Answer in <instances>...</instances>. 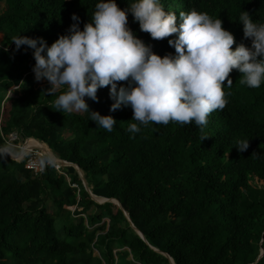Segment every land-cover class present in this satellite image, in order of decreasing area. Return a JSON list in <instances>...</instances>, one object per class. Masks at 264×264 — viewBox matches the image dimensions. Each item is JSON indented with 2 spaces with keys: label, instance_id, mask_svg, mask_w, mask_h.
<instances>
[{
  "label": "trees",
  "instance_id": "1",
  "mask_svg": "<svg viewBox=\"0 0 264 264\" xmlns=\"http://www.w3.org/2000/svg\"><path fill=\"white\" fill-rule=\"evenodd\" d=\"M3 1L0 85L22 92L0 106V145L11 144L12 135L28 140L26 145H47L80 167L98 200H117L122 208L97 203L74 167L61 175L49 165L35 176L26 161L0 158V264H171L167 256L175 264H264V188L251 184L264 182V84L243 86L233 70L232 86L224 84L230 93L225 108L212 112L202 131L170 122L141 127L136 134L127 130L132 109L111 112L110 86L104 87L97 91L98 102L86 103L91 112L117 121L107 132L87 112H58L55 100L66 89L49 95L46 80L35 85L33 50L21 46L16 52L12 43L22 35L51 46L75 23L73 14L83 30L99 0ZM132 2L116 0L121 10ZM161 4L175 13L177 26L180 13L193 9L220 18L235 37L233 50L241 43L251 46L238 21L242 11L264 23V0ZM128 26L155 54H175L168 44L175 37L153 40L131 14ZM239 140H249L247 151L235 149Z\"/></svg>",
  "mask_w": 264,
  "mask_h": 264
},
{
  "label": "clouds",
  "instance_id": "2",
  "mask_svg": "<svg viewBox=\"0 0 264 264\" xmlns=\"http://www.w3.org/2000/svg\"><path fill=\"white\" fill-rule=\"evenodd\" d=\"M129 14L153 40L175 37L168 39L175 54H155L129 28ZM71 19L75 23L67 34L51 46L43 38L22 35L12 43L16 51L21 46L33 50L35 80L49 83V95L66 89L55 100L58 112H87L97 128L107 132L117 121L91 112L85 100L98 102L97 91L104 87L110 86L111 112L122 106L132 109L127 130L136 134L141 127L170 122L194 124L202 131L209 115L225 108L230 93L224 91V84L232 86L233 70L241 74L243 86L256 89L264 84V23L253 21L247 12L242 11L238 21L251 46L241 43L235 50V37L220 18L193 9L180 13L177 26V16L166 12L161 0H133L123 10L116 0H99L83 30L76 14ZM118 82L127 86L118 87ZM248 147L249 140H239L235 149L243 153ZM20 154L11 144L0 145V158Z\"/></svg>",
  "mask_w": 264,
  "mask_h": 264
},
{
  "label": "rangeland",
  "instance_id": "3",
  "mask_svg": "<svg viewBox=\"0 0 264 264\" xmlns=\"http://www.w3.org/2000/svg\"><path fill=\"white\" fill-rule=\"evenodd\" d=\"M1 6L3 7V10H6L7 6H6L5 1L2 0ZM2 40H3V35L0 34V45L2 43ZM13 50L16 51L15 49H13ZM33 83H35V85H37V84L45 83V80L37 82L35 80V77H34ZM60 89H58V90H60ZM58 90H56V91H58ZM21 92H22L21 89L17 90L16 88H13L11 90H6V88L3 85H0V106H2L4 108L8 98L14 97L16 93L20 94ZM87 99L88 98L86 97L85 100H87ZM79 113H83V112H79ZM9 141H11V145L13 147L18 148L21 151V154L18 157H16V159H17L16 161H18L19 163L26 161L27 165H29L30 161L34 160L39 165H41L42 168L43 167L45 168L46 166L54 164L57 167V170L59 171V173L61 175H67L65 173V171L67 168H70V167L69 166H62L59 163V161H61V159L47 145L39 144L36 142H30L28 145H26L28 143V140L25 141V140L17 139L16 135H12L10 137ZM32 147L34 149H31V151H29L28 153L26 152V150H24L26 148H32ZM21 157H22V159L19 160V158H21ZM27 165H26V168L28 169ZM32 171L34 172L35 176L43 174L42 172L37 173L35 170H32ZM83 175L86 177L85 173ZM251 184L254 187H257L260 189L264 188V182L260 181L259 179H255ZM99 201H103V200H99ZM48 207L50 208V210L52 209V202L51 201H48ZM75 210H76L75 208H68L67 209V211H71L72 213ZM95 254H96V256H99V252L97 250L95 251ZM261 254H262V251H261Z\"/></svg>",
  "mask_w": 264,
  "mask_h": 264
},
{
  "label": "water",
  "instance_id": "4",
  "mask_svg": "<svg viewBox=\"0 0 264 264\" xmlns=\"http://www.w3.org/2000/svg\"><path fill=\"white\" fill-rule=\"evenodd\" d=\"M9 157H11V156H9ZM12 159L17 160L16 157H14V158H12ZM55 162H56V161H55ZM59 163H60L62 166L74 167V168L76 169V171L79 172V175L81 176V178H82V180H83V184H84V187H85L86 191L92 196V198H93L97 203H99V204H101V205H103V204H105V203H113V204H115L116 206H119L120 208H122L120 202L117 201V200H109V199L101 198V199H103V201H99L97 198H100V197H97V196H95V195L93 194L92 189L90 188V186H89V184H88V181H87L86 177L83 175L84 172L80 169L79 166H77V165H73V164H71V163H69V162H66V161H63V160L59 161ZM125 215H126L127 219L131 222L129 214H128L127 212H125ZM131 224H132V222H131ZM132 227L136 230L137 234H138L143 240L146 241V238L144 237V235H143L140 231H138V230L135 228V226H134L133 224H132ZM153 249H155V247H154ZM155 251L160 252V251L157 250V249H155ZM164 255H165V254H164ZM263 255H264V251L262 250V254H261V256H260V259L263 257ZM165 256H167V255H165ZM167 257L170 259L171 264H175L174 260H173L170 256H167ZM260 259H259V260H260Z\"/></svg>",
  "mask_w": 264,
  "mask_h": 264
},
{
  "label": "built area",
  "instance_id": "5",
  "mask_svg": "<svg viewBox=\"0 0 264 264\" xmlns=\"http://www.w3.org/2000/svg\"><path fill=\"white\" fill-rule=\"evenodd\" d=\"M16 138L18 139V136L17 135H16ZM51 165H53L57 169V167L54 164H51ZM27 166H28V169L35 170L37 173H41V172L43 173V171L45 170L44 167L42 168V166L39 165L34 160H31L30 163H29V165H27Z\"/></svg>",
  "mask_w": 264,
  "mask_h": 264
},
{
  "label": "bare ground",
  "instance_id": "6",
  "mask_svg": "<svg viewBox=\"0 0 264 264\" xmlns=\"http://www.w3.org/2000/svg\"><path fill=\"white\" fill-rule=\"evenodd\" d=\"M31 149H34L33 147L32 148H26L24 150H26V152L28 153L29 151H31Z\"/></svg>",
  "mask_w": 264,
  "mask_h": 264
}]
</instances>
